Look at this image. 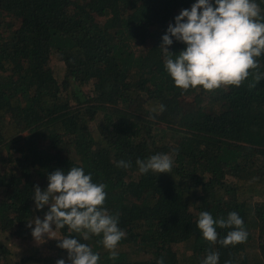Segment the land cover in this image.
<instances>
[{
	"label": "trees",
	"instance_id": "trees-1",
	"mask_svg": "<svg viewBox=\"0 0 264 264\" xmlns=\"http://www.w3.org/2000/svg\"><path fill=\"white\" fill-rule=\"evenodd\" d=\"M195 2L0 0V234L29 242L17 256L0 236V264H67L58 238L69 235L99 264H201L208 251L218 264H264V79L254 88L251 77L214 91L175 86L159 46ZM173 41L169 51L185 47ZM157 153L173 155L171 173H140L136 160ZM121 159L131 167H117ZM73 166L107 184L104 206L126 233L116 260L102 235L84 240L65 226L36 241L27 227L48 211L35 209V185L46 189L49 173ZM201 211L237 212L246 242L205 240ZM231 230L217 227L218 240Z\"/></svg>",
	"mask_w": 264,
	"mask_h": 264
},
{
	"label": "clouds",
	"instance_id": "clouds-1",
	"mask_svg": "<svg viewBox=\"0 0 264 264\" xmlns=\"http://www.w3.org/2000/svg\"><path fill=\"white\" fill-rule=\"evenodd\" d=\"M174 19L175 24L169 23L159 48L175 86L185 91L197 87L214 91L222 86L240 87L251 77L248 87L254 88L264 79V72L259 70V58L264 56V11L256 0H196L190 9H182ZM173 38L185 45L178 53L169 51ZM174 162L173 155L166 153L136 160L142 174L149 171L171 173ZM131 164L130 159L116 162L117 167L125 169ZM47 179L46 189L42 190L37 184L33 191L35 209L43 210L48 206L43 219L35 216L28 221L33 238L36 241H43L45 235L57 238L54 231L65 226L84 240L102 235L98 242L109 250V258L116 260L118 243L126 233L119 227V213L112 214L104 206L107 184L94 183L92 174H86L79 166L71 167L66 173L56 169ZM197 227L205 240L212 244L219 242L225 247L244 243L248 237L244 221L235 211L227 218L216 219L209 211H201ZM217 227L232 230L218 240ZM58 240V247L67 250V264H99L100 254L89 244L70 235ZM218 262L219 253L208 251L201 264ZM56 264H66V260L58 259ZM157 264H164L163 257Z\"/></svg>",
	"mask_w": 264,
	"mask_h": 264
},
{
	"label": "rangeland",
	"instance_id": "rangeland-1",
	"mask_svg": "<svg viewBox=\"0 0 264 264\" xmlns=\"http://www.w3.org/2000/svg\"><path fill=\"white\" fill-rule=\"evenodd\" d=\"M63 67L64 64H62V62L60 60H57L56 64H55V68H58L60 73L59 75L62 76L63 75ZM95 122L92 121L91 122V126H94ZM55 233H58V231H54ZM1 238L3 240H5L9 247L12 248V250L15 252V254L17 256H20L22 254H25L27 252V247L29 246V242L26 240H22L21 238H19L16 235H12L11 233H1L0 234ZM34 243V241H32V244Z\"/></svg>",
	"mask_w": 264,
	"mask_h": 264
}]
</instances>
